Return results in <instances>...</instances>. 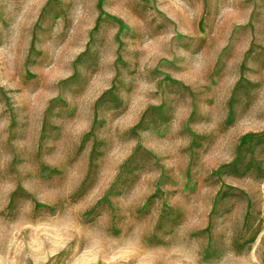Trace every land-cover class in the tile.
Instances as JSON below:
<instances>
[{"label":"rangeland","instance_id":"374dc122","mask_svg":"<svg viewBox=\"0 0 264 264\" xmlns=\"http://www.w3.org/2000/svg\"><path fill=\"white\" fill-rule=\"evenodd\" d=\"M0 264H264V0H0Z\"/></svg>","mask_w":264,"mask_h":264}]
</instances>
